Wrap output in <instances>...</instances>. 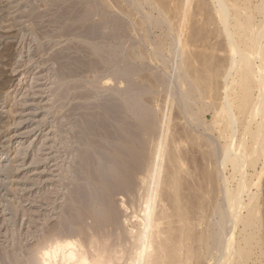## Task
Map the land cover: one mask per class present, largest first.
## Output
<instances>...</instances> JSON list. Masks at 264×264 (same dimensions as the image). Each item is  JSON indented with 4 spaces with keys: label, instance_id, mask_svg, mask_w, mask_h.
Returning <instances> with one entry per match:
<instances>
[{
    "label": "rangeland",
    "instance_id": "374dc122",
    "mask_svg": "<svg viewBox=\"0 0 264 264\" xmlns=\"http://www.w3.org/2000/svg\"><path fill=\"white\" fill-rule=\"evenodd\" d=\"M71 1L0 0V254L8 256L14 251L18 257L21 253L19 258L27 261L25 264H33V260L34 264H40L39 251L56 236L64 239L65 235L73 234L76 240L83 241L86 235L93 233L91 230L101 227L102 222L93 221L89 222L88 234L83 230L87 217L79 213L80 207L74 198L75 191L84 184L78 174L82 177L87 173L78 162L85 149L79 144L82 138L76 127L82 116L104 118V107H118L130 122L127 125L131 130L127 134L129 127L125 130L124 123L121 124L124 127L118 128L128 138L130 132L135 136L131 135L130 143L122 142L123 147L128 145L130 153V162L124 164L132 166L134 163L130 166L132 170L129 168L132 174L128 172L129 179H133L129 186L125 184L130 192L133 189L132 192L128 195L127 189L128 193L113 194L107 197L108 202L98 203L101 209L108 206L109 215L116 216L115 212L120 211V215L117 213L120 218L112 220L118 225L117 231L109 233L114 240L123 232L128 234L137 229L138 222L133 216L139 209L140 202L137 204L136 200L145 178L142 171H133L138 168L136 165L143 166L146 161L148 164L152 147L166 128V120L169 118V124L175 126L171 125L170 130L176 136L188 126L187 108L198 115L203 111L192 105L194 101L188 103L191 108L185 107L176 96H180V88L184 89L179 84L183 72L176 55L179 47L177 1L75 0L80 6ZM63 11H66L64 15ZM94 22L102 24L101 35L86 37L84 30ZM197 44L204 47L203 43ZM72 57L78 58L80 66L72 64ZM65 61L74 65L72 70L78 71L73 73L69 68L71 73L62 75L60 63ZM170 102L174 103L172 111L168 108ZM105 118L108 117L105 115ZM209 122L211 115L207 114L206 127ZM195 131L208 141L210 148L213 146L216 131L201 127ZM82 137L85 140L87 135ZM93 138L100 144L110 139L106 134ZM166 146L169 148L170 143ZM111 154L121 157L118 152ZM194 154L198 159L199 154ZM198 164L197 170L202 168L201 163ZM109 170V175L114 176L111 175L112 180L120 179L118 184L126 179L118 167ZM100 183L99 186L108 188L104 182ZM260 184V207L264 210V173ZM252 190L257 189L253 187ZM69 202L72 212L68 210L66 215L64 210ZM212 217V221H217L218 216ZM102 220L108 222V218ZM64 223H68L67 226ZM260 237L264 238V230ZM263 248L261 252L264 253ZM260 253L258 251L259 259L256 258L255 250L249 264H264V254Z\"/></svg>",
    "mask_w": 264,
    "mask_h": 264
},
{
    "label": "bare ground",
    "instance_id": "6f19581e",
    "mask_svg": "<svg viewBox=\"0 0 264 264\" xmlns=\"http://www.w3.org/2000/svg\"><path fill=\"white\" fill-rule=\"evenodd\" d=\"M175 1L179 46L175 45L178 47L175 54L183 72L179 84L184 86L179 89L180 96H176L185 107L191 108L188 103L194 101L192 105L202 109L203 113L198 115L195 110L193 113L187 108L188 126L183 128V133L175 132L176 136L171 134L172 123L169 124L166 116V130L160 137L156 134L159 138L152 147L148 164L141 160L145 162L143 166H134L133 172L142 171L145 178L136 200L137 204L140 202L138 211L135 210L138 215L134 212L133 216L138 222V226L135 224L137 229L129 231L132 233H121L115 241L111 240L112 233H109L117 231L118 225L112 222L120 218V211L118 216L116 212V216L109 215L108 206L102 210L98 203L108 202L110 195L127 192L125 184L129 186L130 179H133L128 175V172L132 174L131 165L124 164L130 162L129 148L122 145V142L130 143L129 139L133 138L131 132L130 138L127 136L131 130L130 122L122 116L123 112H119L123 110L111 105L103 109L108 118L105 115L104 118L82 116L76 127L82 138L79 144L85 149L78 162L87 175L81 177L78 174L84 184L75 191L74 198L80 207L79 213L87 217L84 224L81 223L85 227L83 230L88 234L89 222L93 221L102 222L101 227L90 229L93 233L84 236L83 241L76 240L73 234L65 235L64 239L62 236L51 238L52 242L46 247L42 245L39 251L40 264H249L255 250L258 258V251L261 252L264 243V238L260 237L264 230V212L259 200L264 173V0ZM73 8L76 7L73 5ZM101 27V23L94 22L84 34L86 37L98 36ZM198 42L204 47L200 48ZM74 57L72 64H78V58ZM67 63H60L62 75L78 71L72 70L74 65L72 67L69 61ZM171 103L168 104L170 110L174 105ZM207 114L211 115V123L206 127ZM123 123L125 128L129 127V130L125 129L127 134L118 128ZM199 127L216 131V146L213 141L210 148L208 141L196 134L195 129ZM99 134H106L109 142L100 144L94 140L93 137ZM82 135L91 137L84 140ZM169 143V148L165 147ZM114 152L120 153L121 157L113 156L111 153ZM194 153L199 154L198 159ZM198 162L202 165L199 170L195 168ZM113 166L124 172L123 178L126 179L121 181L125 182L124 186L120 181L117 183L119 178H113L116 181L112 182L113 174L109 175V168ZM100 181L108 188L99 186ZM253 187L257 190L253 191ZM128 192L129 195V189ZM69 204L64 210L66 215L68 210L72 212ZM214 215L218 216L217 221L211 220ZM106 218L109 223L102 220ZM64 224L67 226L68 223ZM12 252L8 256L1 253L0 264L27 262L19 258L21 253L17 257L18 254ZM32 262L34 264V260Z\"/></svg>",
    "mask_w": 264,
    "mask_h": 264
}]
</instances>
